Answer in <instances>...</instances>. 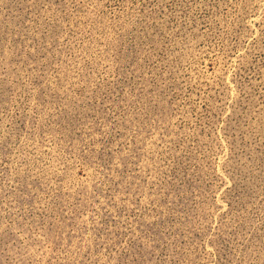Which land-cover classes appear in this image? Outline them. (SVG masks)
<instances>
[{"label":"rangeland","instance_id":"obj_1","mask_svg":"<svg viewBox=\"0 0 264 264\" xmlns=\"http://www.w3.org/2000/svg\"><path fill=\"white\" fill-rule=\"evenodd\" d=\"M0 264H264V0H0Z\"/></svg>","mask_w":264,"mask_h":264}]
</instances>
